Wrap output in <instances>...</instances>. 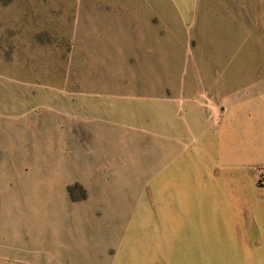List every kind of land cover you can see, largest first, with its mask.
I'll return each instance as SVG.
<instances>
[{
	"label": "rangeland",
	"instance_id": "374dc122",
	"mask_svg": "<svg viewBox=\"0 0 264 264\" xmlns=\"http://www.w3.org/2000/svg\"><path fill=\"white\" fill-rule=\"evenodd\" d=\"M0 264H264V0H0Z\"/></svg>",
	"mask_w": 264,
	"mask_h": 264
},
{
	"label": "crops",
	"instance_id": "0c3cea01",
	"mask_svg": "<svg viewBox=\"0 0 264 264\" xmlns=\"http://www.w3.org/2000/svg\"><path fill=\"white\" fill-rule=\"evenodd\" d=\"M233 109V108H232ZM250 137V136H249ZM242 137H239V138H237V136H235L234 138H232V139H230V140H233V141H237V140H239V139H241Z\"/></svg>",
	"mask_w": 264,
	"mask_h": 264
}]
</instances>
